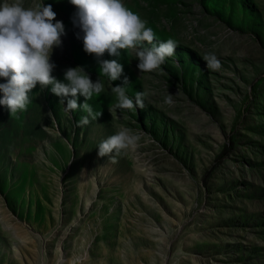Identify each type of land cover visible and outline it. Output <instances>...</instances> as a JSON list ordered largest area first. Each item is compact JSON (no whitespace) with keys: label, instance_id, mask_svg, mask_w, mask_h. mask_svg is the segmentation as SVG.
<instances>
[{"label":"rangeland","instance_id":"374dc122","mask_svg":"<svg viewBox=\"0 0 264 264\" xmlns=\"http://www.w3.org/2000/svg\"><path fill=\"white\" fill-rule=\"evenodd\" d=\"M42 3L66 32L52 74L63 81L81 66L99 79L88 103L102 114L78 126L87 113L66 112L67 98L39 84L26 111L0 105V264H264V0H124L158 41L178 44L151 73L131 50L105 53L123 65L130 98L150 93L131 111L115 109L108 77L83 50L76 6L24 0ZM208 53L219 70L206 67ZM122 128L138 147L116 163L98 157Z\"/></svg>","mask_w":264,"mask_h":264},{"label":"clouds","instance_id":"9594fccd","mask_svg":"<svg viewBox=\"0 0 264 264\" xmlns=\"http://www.w3.org/2000/svg\"><path fill=\"white\" fill-rule=\"evenodd\" d=\"M76 6L72 18L74 27L83 32V50L94 55L99 65V71L108 77L111 91L116 95L115 109H144L145 99L150 95L147 91H138L134 99L126 93L130 83L123 75V65L117 59H103L105 53L119 57L121 50H131L139 63L140 72H155L161 69L167 58L175 55L177 42L168 39L158 41L156 33L147 27V21L128 8L124 0H70ZM56 13L52 5L25 7L24 0H4L0 3V105L5 106L10 115L26 111L31 103L30 93L37 86H51V92L60 97V103H67L65 111L72 113L82 109L87 113L77 121L78 126H84L91 120H97L102 114L94 111L88 103L94 94L103 91L99 79L93 81L83 67H68L64 71V80L57 79L52 73L56 64L51 60L55 47L61 46V37L66 34L65 25L55 20ZM55 20V23L53 21ZM77 38H80L77 33ZM203 60L206 67L212 71L221 67L214 53L205 54ZM177 65L179 61H176ZM121 84L113 86L120 80ZM85 98L83 104H78V97ZM164 102L172 104V95L165 97ZM110 112L114 109H109ZM140 136L131 129L122 128L114 135L101 141L97 148L98 157H108L112 163L125 155L129 150L138 147Z\"/></svg>","mask_w":264,"mask_h":264}]
</instances>
